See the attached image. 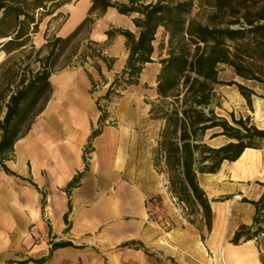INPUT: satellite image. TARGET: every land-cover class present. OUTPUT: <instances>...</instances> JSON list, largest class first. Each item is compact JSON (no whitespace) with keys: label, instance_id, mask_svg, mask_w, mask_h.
Segmentation results:
<instances>
[{"label":"crops","instance_id":"1","mask_svg":"<svg viewBox=\"0 0 264 264\" xmlns=\"http://www.w3.org/2000/svg\"><path fill=\"white\" fill-rule=\"evenodd\" d=\"M90 5L91 0H77L56 36L70 34ZM112 27L136 30L131 16L110 7L94 24L92 38L106 42L105 31ZM103 54L113 60L111 69L101 62L87 72L66 69L51 74L50 99L4 162L18 176L0 168V264H216L219 250L222 264H264V233L230 242L241 225L253 223L255 206L242 198L257 201L264 192V142L246 148L235 161H224L219 168L228 165L223 175L219 170L201 174L229 180L223 202L200 182L213 212L209 246L201 242L203 230L163 229L148 212L154 189L135 180L123 165V134L104 128L90 139L101 114L91 87L101 82L98 95L104 96L107 83L124 68V36L116 35ZM86 146L89 163L84 159ZM245 152L244 161L236 165ZM80 173L76 186L68 189Z\"/></svg>","mask_w":264,"mask_h":264},{"label":"trees","instance_id":"2","mask_svg":"<svg viewBox=\"0 0 264 264\" xmlns=\"http://www.w3.org/2000/svg\"><path fill=\"white\" fill-rule=\"evenodd\" d=\"M66 1L0 0V60L3 52L23 47L30 32L37 31V9H45L49 4L53 7L47 13L50 14ZM197 2L209 8L204 22L191 17ZM110 7L131 16L136 31L120 27L105 31L108 43L116 35L124 36L128 55L104 98L108 99L119 87L138 85L144 66L153 62L154 52L165 50L158 61L156 103L149 109L151 118L163 121L152 153L153 166L158 173L165 174L168 192L186 211L188 221L193 223L192 216L200 215L209 232L213 212L199 175L216 173L224 161H235L246 148H258L264 142V128L256 126L249 115H230L228 121L213 108L215 86L224 84L219 77L221 66L230 67L235 76L264 89V0H91L86 16L70 34L47 40L48 53L39 68H28L14 89L7 88L9 93L3 101L5 110L0 119V168L6 174L16 175L4 162L12 155L14 143L30 130L50 99V76L55 71L52 65L56 57L84 29L89 33ZM159 28H163L165 39L156 48ZM90 50L88 56L106 60L100 50ZM112 62L111 59L107 63L108 69ZM227 84L236 85L251 109L255 91L237 81ZM4 96L1 91L0 99L4 100ZM97 106L101 125L105 115L99 102ZM100 132V127L92 130L90 139ZM218 137L224 138V142L212 145L210 142ZM80 177L81 173L74 177L68 189L75 187ZM242 201L252 203L255 214L251 226L241 225L235 231L230 240L233 244L264 233V192L257 201L244 197ZM67 217L65 213L66 223Z\"/></svg>","mask_w":264,"mask_h":264},{"label":"rangeland","instance_id":"3","mask_svg":"<svg viewBox=\"0 0 264 264\" xmlns=\"http://www.w3.org/2000/svg\"><path fill=\"white\" fill-rule=\"evenodd\" d=\"M62 2V0H58ZM118 2H127L128 0H116ZM149 1V0H145ZM203 0H201L202 2ZM77 0H68L64 6L60 5L59 10H54L49 13L53 7L49 4L45 9H37L35 11V20L39 21L37 31L30 32L25 45L9 53L3 52V57L0 60V92H4V100L0 99V119L4 115V102L7 100V94L10 90L14 89L21 75L27 72V69L36 70L41 64V60L47 55L48 49L45 47L48 39L56 37L58 30L61 28L69 17V11ZM209 8L200 6L196 3L191 13V17L204 22L205 15ZM99 19V18H98ZM97 19V20H98ZM73 20H76L73 19ZM96 20V21H97ZM96 21L94 24H96ZM92 25V29L94 28ZM32 27V26H31ZM30 27V31L32 28ZM92 29L88 33L84 29L74 40L70 41L56 57L52 68L54 73H58L66 69H76L80 71H88L93 67L97 68L98 63L110 62V59L105 57V61L101 58H92L87 55L90 53V48L100 50L101 55L104 56V49L108 46V40L104 43L96 42L92 37ZM136 31V30H135ZM165 39L163 34H158L155 38L154 45L157 48L158 44ZM112 41V40H111ZM91 42L98 43V45L91 44ZM165 54V50L159 53L158 50L152 55L153 62L144 66L140 77L139 84L136 86H128L118 88V90L110 95L108 99L104 96L98 95L101 82H98L99 87L95 83L92 84L91 93L94 100H98L105 115L102 124L99 122L97 125L91 127V132L100 127L101 130L109 128V130L123 134L126 138L122 154V161L124 167L133 175L135 180L148 186V189H154L155 193L147 200V207L150 217L160 224L165 230L173 232L175 229H186V227H194L197 231L203 230L201 236L202 244L207 247L211 244L208 232L203 226L200 215H193V223H190L187 218L186 211L183 207L171 197L167 189L166 176L163 173H158L153 166L152 153L156 146L159 131L162 127L163 121L153 119L150 116L149 109L152 104L156 103L155 85H156V71L160 68L158 63L160 56ZM113 64V62H112ZM112 68V66H111ZM120 74V73H119ZM220 79L224 84L215 86V100L213 108L215 113L219 116L231 120L230 115L238 117L250 116L251 121L259 128H264V89L259 85L250 81H244L235 76L233 70L228 66H221ZM103 81V80H102ZM113 81V80H112ZM111 82L107 83L109 87ZM230 81L240 82L252 88L256 94L252 96V108L250 109L246 100L239 93L236 85H228ZM8 86V87H7ZM154 141V146L152 143ZM224 141V138L219 137L210 143L217 145ZM85 163H89L90 159V146L84 149ZM154 171L153 181L151 175ZM221 176V175H220ZM211 176L201 175L200 182L205 187L206 191L210 194L216 193V201L223 202L228 199V195L224 194L228 185V178L221 180H211ZM153 182V183H152ZM88 187V185H86ZM231 199L234 196L230 197ZM226 224V221H225ZM227 225V224H226ZM225 225V227H226ZM224 226V225H223ZM171 238L174 237L171 235ZM211 253H208V255Z\"/></svg>","mask_w":264,"mask_h":264},{"label":"bare ground","instance_id":"4","mask_svg":"<svg viewBox=\"0 0 264 264\" xmlns=\"http://www.w3.org/2000/svg\"><path fill=\"white\" fill-rule=\"evenodd\" d=\"M67 91H68V90H67ZM246 156H247V153L245 152V153L242 155V157L240 158V160L236 163V165H240L241 162L244 161V159L246 158ZM94 159H95V158H94ZM234 165H235V164H234ZM226 168H228V165H227V164H223V166L221 167V169L218 171L219 175H223V174H222V173H223V170H225ZM262 174H264V173H262ZM214 259H215V258H214ZM221 260H222V250H219V251L217 252V261H216V264H222Z\"/></svg>","mask_w":264,"mask_h":264},{"label":"built area","instance_id":"5","mask_svg":"<svg viewBox=\"0 0 264 264\" xmlns=\"http://www.w3.org/2000/svg\"><path fill=\"white\" fill-rule=\"evenodd\" d=\"M117 90H115V92H116ZM100 107H101V105H100Z\"/></svg>","mask_w":264,"mask_h":264}]
</instances>
